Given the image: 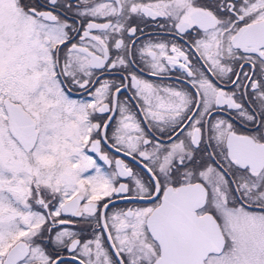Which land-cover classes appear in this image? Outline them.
<instances>
[{
    "label": "snow or ice",
    "instance_id": "1",
    "mask_svg": "<svg viewBox=\"0 0 264 264\" xmlns=\"http://www.w3.org/2000/svg\"><path fill=\"white\" fill-rule=\"evenodd\" d=\"M0 264H264V0H0Z\"/></svg>",
    "mask_w": 264,
    "mask_h": 264
}]
</instances>
